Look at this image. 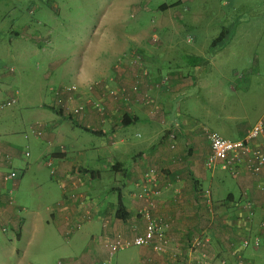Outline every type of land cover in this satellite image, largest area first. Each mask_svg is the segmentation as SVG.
Segmentation results:
<instances>
[{"label": "crops", "instance_id": "crops-1", "mask_svg": "<svg viewBox=\"0 0 264 264\" xmlns=\"http://www.w3.org/2000/svg\"><path fill=\"white\" fill-rule=\"evenodd\" d=\"M51 1L23 0L11 5L0 0V9L4 10L0 13V63L8 60L24 68L31 66L35 57L37 68L51 69L66 63L63 70H68L70 63L55 55L57 49L52 50L53 37L64 36L65 32L55 23L61 24L55 18L60 9L54 12ZM15 42L19 43L15 51L4 46L12 47ZM152 48L127 46L122 51L126 61L96 68L101 76L94 91L85 89L87 80H81L78 92L60 83L49 88L48 104L38 99L42 106H34L28 113L27 129L34 137L43 135L45 144H49L45 149L46 165L50 168L51 185L58 190L57 194L54 189L48 191L54 204L50 221L45 219V222H51L59 235L69 240L66 242L69 249L77 254L61 259V264H264V167L254 173L245 159L234 174L219 168L206 169L209 154L206 138L197 126L185 125L191 118L184 107L180 109L176 105L180 95L168 99L162 85L167 82V74L175 80L183 76L179 72H162L152 54L164 51ZM203 64L188 67L194 71L209 69V63ZM105 69L109 72H102ZM9 72L12 74L14 68ZM0 74H3L1 70ZM207 74L199 73L198 77ZM196 80L197 75L190 74L191 85L187 87L196 86L193 84ZM82 101L85 109L71 114L76 105H83L78 104ZM90 101L96 105L93 107ZM125 115L134 117L136 123L113 130ZM65 119L74 127L66 126ZM258 123H262L263 132L252 142V147L264 149V112L252 126L242 128L241 138ZM85 129L98 133L93 135L99 143H87L97 155L105 154L104 163L99 166L90 168L84 159L87 143L82 136L90 133ZM139 146L142 149L130 162L117 159L120 153ZM17 156V150L10 149L11 160ZM102 168L122 180L119 198L122 206L118 203L115 209L101 201L97 209L87 207L84 202L85 194L91 195L87 190H92L93 182L101 178ZM149 169L155 171L157 180L144 192L142 179ZM85 170L92 171V176L83 174ZM218 172L228 173V179ZM227 183V189H221ZM232 186L237 190L230 189ZM20 208L17 201L7 199L0 190V233L6 236L10 230L17 243L23 241L28 224L39 220L37 215L31 216V222L26 220L32 212L22 208L23 216ZM120 212L125 214L124 220L116 218ZM83 222H87L84 230ZM148 222L160 226V239L137 248L133 254L110 260L105 242L114 236L142 235ZM96 228V234L90 233ZM7 237L6 241L0 240L1 252L13 242L11 236ZM244 241L249 243L247 248L242 247ZM24 250L17 253L23 254Z\"/></svg>", "mask_w": 264, "mask_h": 264}, {"label": "rangeland", "instance_id": "rangeland-1", "mask_svg": "<svg viewBox=\"0 0 264 264\" xmlns=\"http://www.w3.org/2000/svg\"><path fill=\"white\" fill-rule=\"evenodd\" d=\"M5 1L18 5L23 0ZM50 4L54 12L60 9L55 18L63 25L55 23L61 32H65L64 36L53 37L52 50L57 49L55 55L70 63L68 70H63L66 63L51 69L48 66L37 68L35 57L31 66L24 68L8 60L0 63L3 73L0 76V103L10 100L11 96L15 98L11 106L0 109V190L7 199L17 201L20 210L32 212L26 220L32 215L39 217L28 224L29 230L25 231L20 243L10 230L6 236L0 233V240L6 241L7 236H11L13 241L0 251V264H57L63 258L77 255L69 249L66 243L69 240L59 235L51 222H45V219L50 221L49 213L54 204L48 191L54 189L57 194L58 190L51 185L50 168L46 165L45 149L49 144H45L43 135L34 137L27 129L29 111L35 109L34 106H42L37 100L49 103V88L64 83L66 87H75L78 92L82 87L81 80H87L85 89L94 91L101 76L97 67L126 61L122 51L127 46L154 47L164 51L152 54L158 68L165 73L179 72L183 76L175 80L167 74L169 79L162 85L168 99L180 95L176 105L180 109L184 107L191 118L185 125L197 126L204 138L203 129H207L238 140L242 137V128L252 126L257 116L264 112V0H52ZM162 5L168 8L161 11ZM2 9L0 13L4 12ZM221 28L227 29L228 34L210 49L211 41ZM18 45L17 42L12 47L4 44L11 51H15ZM192 56L208 59V74L204 78L198 77L202 71L188 67L187 58ZM176 64L178 66H174ZM11 68H14L12 74L9 72ZM103 71L109 72L108 69ZM190 74L197 75L199 80L193 82L196 86L192 88L187 87L191 85ZM90 102L93 107L96 105L95 101ZM84 103L78 104H83L85 109ZM64 124L74 127L68 119ZM24 134L28 137L25 138ZM82 138L86 143L100 141L91 133ZM90 146L87 143L84 149L86 163L90 168L103 164L105 154L97 155ZM138 148L120 153L117 159L130 162L132 156L142 149ZM10 149L17 150L15 159L9 157ZM26 152L28 156H25ZM11 172L16 176L5 181L3 178ZM101 172V178L93 182L92 190H87L91 195L85 194L84 202L87 207L97 209L101 201L108 208L115 209L120 204L122 180L105 173L103 168ZM218 173L229 177L228 173ZM228 185H221V189L226 190ZM230 189L237 190L235 186ZM22 213L24 216V210ZM86 226L87 222H83L81 229ZM97 231V228L92 229L90 233L96 234ZM137 248L120 251L110 260L133 254ZM17 250L25 253H17Z\"/></svg>", "mask_w": 264, "mask_h": 264}, {"label": "built area", "instance_id": "built-area-1", "mask_svg": "<svg viewBox=\"0 0 264 264\" xmlns=\"http://www.w3.org/2000/svg\"><path fill=\"white\" fill-rule=\"evenodd\" d=\"M70 88L72 91L75 90V87ZM14 102L15 98L11 96L10 100L0 103V109L9 107ZM82 109V106L74 108L71 111V114H78ZM203 130L205 138L209 144V154L205 161V167L207 170L214 171L219 168L230 174H234L242 167L245 159H247L249 169L254 173H258L264 167V149L252 147V142L263 132L262 123L256 124L245 137L238 140L225 138L219 133L211 130ZM171 139H174V135L171 136ZM171 148H173V145ZM28 155V152H26L25 156ZM15 176L16 174L11 172L4 177V180L7 181L13 179ZM156 180L155 171L153 169L146 171L143 176L144 192L150 187H153ZM160 234V226L157 223L148 222L145 232L142 235H135L131 238L114 236L105 242L104 247L107 249L108 257L111 258L118 252L130 247L148 246L156 238L160 239ZM248 246V241H244L242 247L247 248ZM99 264H109V262Z\"/></svg>", "mask_w": 264, "mask_h": 264}, {"label": "trees", "instance_id": "trees-1", "mask_svg": "<svg viewBox=\"0 0 264 264\" xmlns=\"http://www.w3.org/2000/svg\"><path fill=\"white\" fill-rule=\"evenodd\" d=\"M166 8H168L166 5H162L161 7H160V10L161 11H164ZM228 33H227V29H225V28H221V31L219 32V34L217 35V37L215 38V39H213L212 41H211V43H210V49H212V48H215L216 47V45L217 44H219V43H221V41L224 39V37L227 35ZM187 60L190 62V64L191 65H197V66H200V65H204L203 63H206L207 61H208V59L207 58H202V57H196V56H192V57H189V58H187ZM208 63V62H207ZM200 71H202V70H200ZM203 72H206V69H203V71H202V73ZM68 116L69 115H67V118H68ZM136 123V120L134 119V117L132 118V117H129V116H124L122 119H121V121H120V123H119V125L117 126V127H113V130H117V129H120V128H125V127H128V126H130V125H132V124H135ZM87 132H90V133H92V134H98V133H96V132H94V131H91V130H89V129H85ZM172 140V139H171ZM174 141H175V138L172 140V145H173V147H174ZM116 169V168H115ZM227 172V171H226ZM82 173L83 174H90L91 176H92V171H90V170H85V171H82ZM229 173V172H228ZM119 201H120V205L122 206V204H121V200L119 199ZM120 206V207H121ZM116 218L117 219H119V220H124V218H125V214L122 212H120V213H117L116 214Z\"/></svg>", "mask_w": 264, "mask_h": 264}]
</instances>
